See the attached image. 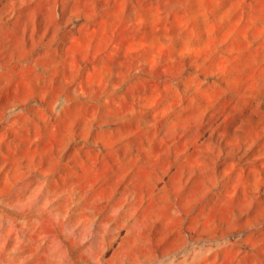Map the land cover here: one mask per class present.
<instances>
[{
    "label": "rangeland",
    "instance_id": "374dc122",
    "mask_svg": "<svg viewBox=\"0 0 264 264\" xmlns=\"http://www.w3.org/2000/svg\"><path fill=\"white\" fill-rule=\"evenodd\" d=\"M0 264H264V0H0Z\"/></svg>",
    "mask_w": 264,
    "mask_h": 264
}]
</instances>
